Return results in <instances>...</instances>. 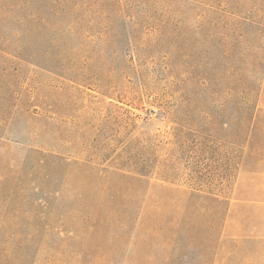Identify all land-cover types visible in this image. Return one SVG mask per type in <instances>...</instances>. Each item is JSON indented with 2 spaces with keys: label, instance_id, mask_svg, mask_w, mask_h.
Segmentation results:
<instances>
[{
  "label": "rangeland",
  "instance_id": "rangeland-1",
  "mask_svg": "<svg viewBox=\"0 0 264 264\" xmlns=\"http://www.w3.org/2000/svg\"><path fill=\"white\" fill-rule=\"evenodd\" d=\"M0 264H264V0H0Z\"/></svg>",
  "mask_w": 264,
  "mask_h": 264
},
{
  "label": "trees",
  "instance_id": "trees-1",
  "mask_svg": "<svg viewBox=\"0 0 264 264\" xmlns=\"http://www.w3.org/2000/svg\"><path fill=\"white\" fill-rule=\"evenodd\" d=\"M242 105H244L243 107H245L247 109L251 108L252 102H251V96L249 95V93H247L243 96Z\"/></svg>",
  "mask_w": 264,
  "mask_h": 264
}]
</instances>
